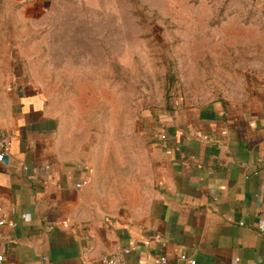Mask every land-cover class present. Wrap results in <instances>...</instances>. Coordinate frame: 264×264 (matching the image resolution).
Returning <instances> with one entry per match:
<instances>
[{
    "label": "crops",
    "instance_id": "crops-1",
    "mask_svg": "<svg viewBox=\"0 0 264 264\" xmlns=\"http://www.w3.org/2000/svg\"><path fill=\"white\" fill-rule=\"evenodd\" d=\"M26 1L0 0V219L16 223L0 227L2 264H100L119 249L126 264H264V74L238 103L169 101L128 150L113 139L94 159L73 145L48 10Z\"/></svg>",
    "mask_w": 264,
    "mask_h": 264
},
{
    "label": "rangeland",
    "instance_id": "rangeland-1",
    "mask_svg": "<svg viewBox=\"0 0 264 264\" xmlns=\"http://www.w3.org/2000/svg\"><path fill=\"white\" fill-rule=\"evenodd\" d=\"M27 2L48 10L73 145L94 159L113 139L128 150V135L169 101L238 103L262 84V0Z\"/></svg>",
    "mask_w": 264,
    "mask_h": 264
},
{
    "label": "built area",
    "instance_id": "built-area-1",
    "mask_svg": "<svg viewBox=\"0 0 264 264\" xmlns=\"http://www.w3.org/2000/svg\"><path fill=\"white\" fill-rule=\"evenodd\" d=\"M11 140L12 137L9 133H7L5 130L0 128V163L5 166H10L12 162V156H11ZM170 153V152H168ZM22 169L25 172L30 171L29 167L25 164H22ZM49 166H45L42 169V172L44 175H46L47 171H49ZM83 186L82 184H78L77 187L81 188ZM0 212H2V209L0 208ZM25 221H28L27 216L23 217ZM4 225H9L11 227H15L16 223L12 221H8L5 217L0 219V227ZM129 249H119L111 254H107L104 257H102L100 264H126L127 257L130 254ZM182 261H185L187 264H198L195 259H191L187 257L186 255H182L180 257ZM3 256L0 255V264H2ZM160 264H170L169 260L165 257L160 258ZM236 264H241L239 260L236 261Z\"/></svg>",
    "mask_w": 264,
    "mask_h": 264
}]
</instances>
